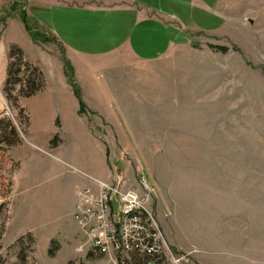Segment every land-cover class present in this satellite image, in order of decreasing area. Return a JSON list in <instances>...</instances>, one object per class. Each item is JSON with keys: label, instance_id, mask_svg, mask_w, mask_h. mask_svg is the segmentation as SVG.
Here are the masks:
<instances>
[{"label": "rangeland", "instance_id": "1", "mask_svg": "<svg viewBox=\"0 0 264 264\" xmlns=\"http://www.w3.org/2000/svg\"><path fill=\"white\" fill-rule=\"evenodd\" d=\"M18 1L0 0L1 15L16 16L4 42L24 48L42 70L45 86L51 87L20 97L30 118L29 133L3 87L4 115L34 144L46 147L55 135L52 116L58 115L51 101L56 93V57L63 60L65 54L56 38H68L74 49L91 54L81 67L94 72L95 81L83 72L80 84L89 105L112 120L94 123L112 127L109 137L94 139L100 156L98 170L91 172L109 170L123 178L117 188L136 190L163 239H157L159 254L143 257L111 259L87 247L78 250L85 237L69 213L63 220L67 231L60 228L58 241L49 240L35 226L34 244L32 234L11 243L12 228L22 218L2 238L9 219L4 203L0 264H20L22 246L28 247L30 264H264V0H205V7L199 0H146L156 5L162 19V26L151 31L133 19L118 22L121 10L108 11L114 23L98 22L101 12L93 7L65 6L60 4L63 0ZM67 9L80 23L93 21L89 34L64 31L62 19L53 18V13ZM25 25L35 32L39 48L24 36ZM3 28L0 23V32ZM81 144L85 149L87 141L66 134L61 149L70 155ZM29 145L25 142L17 152ZM8 160L7 151L0 156V167ZM14 166L0 180V195L9 191ZM77 171L92 187L93 178L112 180Z\"/></svg>", "mask_w": 264, "mask_h": 264}, {"label": "crops", "instance_id": "2", "mask_svg": "<svg viewBox=\"0 0 264 264\" xmlns=\"http://www.w3.org/2000/svg\"><path fill=\"white\" fill-rule=\"evenodd\" d=\"M96 1L98 2V0H79L80 3H77L76 0H63L60 4L65 6L76 5V8H80L79 6L88 9L93 7L94 10H99L101 12L98 22L106 20L107 22L114 23V21L109 18L114 17V15H108V11L121 10L123 11V15L119 16L118 22H124L125 20L123 18L133 19V23L145 24L148 31L153 30L155 27L162 26V19L159 17L158 8H156L155 4L147 3L146 0H100L99 3H94ZM198 4L202 7L207 6L205 0H199ZM2 9V3H0V18L2 16ZM57 17L62 19L59 23L64 31L70 35L76 34L82 37L89 34L91 25L93 24V21L89 19H86L87 21L83 20V22L80 23L79 20L74 19L70 10L67 12H65V10L63 12H54L53 18ZM14 20H16V16L12 14L7 18L6 25L0 32V102L4 97L2 89L7 77L9 47L12 43H15L14 41H9V45H7L4 40L6 39L5 36L8 33L11 22ZM84 21H86V23ZM82 26H86V31H81L79 29V27ZM24 28V36L26 37L27 34L32 42V46L39 48V44L32 38L26 26ZM59 33L62 35L61 32ZM54 35L55 38L58 36L57 33H54ZM63 39L65 43L59 37L56 38V40L61 41L65 54L62 50L64 62H61L62 58L60 56L56 57L57 65H55V77L57 81L53 87L56 93L54 92L51 94L54 96L51 101L54 107L58 109V111H54L58 113V115L55 114V117L52 116V133L55 134L54 137L58 135V141L52 144L50 138L51 141L49 140L47 146L42 147L34 144L22 131L21 142L9 148V160L4 166L0 167L1 180L3 174L9 171V168L15 163V166L11 170L9 191L6 195H0V205L4 203L8 205L7 210L9 215L6 230L2 238L9 232L10 227L13 226L15 222H18V219L22 218L21 224L18 226L14 225L12 228L14 236L11 243L16 242L19 237L27 233H31L35 241V226H39L40 233L44 234L51 241H58L57 235L61 232L60 228L65 232L67 231L66 224H64L63 220L69 213L72 215V219L75 220L73 213L77 202V191L91 184V181L86 176L82 175V173L80 174L77 169L103 179H112L114 175L112 172H109V170L100 171V174L91 172L98 170L96 162L100 156L98 143L95 144L94 139L109 137V131L112 127L110 124H105L102 128L97 125L98 119H102L103 121L106 120L107 122L112 120H107L105 117L103 118L99 110L89 105L85 99L82 85L80 84V74L83 72L88 75L90 80L95 81L94 72H89L88 69L81 67V63H86V59L90 58L92 55L77 51L74 49L71 40L65 37ZM48 40L49 39L46 41ZM22 49L26 58L31 61L24 48ZM66 62L71 66L70 69L67 68ZM114 69L116 68H111L112 71ZM50 87L51 85H46L39 92H45L48 89L50 91ZM74 87H77L79 91L78 95L75 93ZM81 107H83V109H81ZM90 111H94L97 116L91 117L88 113ZM1 115H4V112L3 107L0 105V116ZM57 119L60 124L57 123ZM126 119H128L129 122L131 121L129 117H126ZM95 122H97V124H94ZM29 127L30 123L28 128ZM129 128L131 132L133 126L130 124ZM27 130V133H29V129ZM100 133H102V135H100ZM66 134L76 139H85L87 141L86 148L83 149L81 144L76 147L75 153L70 155L66 154L61 149L63 137ZM25 142L30 144L28 147L29 149L25 152H17L19 148L24 146ZM37 148L43 150L47 154L40 153ZM105 149L106 147L104 145L103 152L106 153ZM101 158L102 160L104 159L103 155H101ZM0 245L5 244L2 243Z\"/></svg>", "mask_w": 264, "mask_h": 264}, {"label": "built area", "instance_id": "3", "mask_svg": "<svg viewBox=\"0 0 264 264\" xmlns=\"http://www.w3.org/2000/svg\"><path fill=\"white\" fill-rule=\"evenodd\" d=\"M122 180L119 176L111 182L93 178V187L78 190L74 218L85 237L78 250L87 247L112 259L134 253L157 255L161 252L157 239H163L162 232L154 217L153 222H146L149 210L136 190L117 188Z\"/></svg>", "mask_w": 264, "mask_h": 264}, {"label": "trees", "instance_id": "4", "mask_svg": "<svg viewBox=\"0 0 264 264\" xmlns=\"http://www.w3.org/2000/svg\"><path fill=\"white\" fill-rule=\"evenodd\" d=\"M15 1L19 3L18 0ZM11 15H12L11 13H6L5 15L1 16L0 23L2 24L3 27L5 26L7 18ZM21 16L24 17V19L26 18V10H24L21 13ZM25 26L28 32L30 33V35L32 36V38L36 39L37 36L36 34H34L35 32H33L28 25ZM46 39H48V37H46L45 40ZM8 58H9V63L7 67V77L4 85V91L6 93V97H8V99L12 101L13 105L16 108H18V113L20 114V116L25 119L24 127L27 128L30 123V118L25 108L22 107V105L20 104V97H30L38 93L40 90H42L45 86L44 74L37 65H35L26 58L23 49L16 43H12L10 45ZM66 65L67 68L70 66L68 62H66ZM22 72H25L24 73L25 76L21 75ZM17 86H20V89L18 93L15 94L14 91L16 90ZM74 91L78 95L79 91L77 87H74ZM81 109H83V107H81ZM57 123L60 124L58 119H57ZM21 140H22V129L20 125H18L15 122V120L13 123V121L7 118L5 115H1L0 116V156H5L9 148L20 143ZM57 141H58V135H56L51 142L52 144H54L57 143ZM3 144L6 146V148H2ZM27 234H31V233H27ZM25 235L26 234L19 237L18 240L21 241L22 237H24ZM33 244H34V238H33ZM54 253L55 250L53 248H50L49 254L54 255ZM133 255H138L140 257H143L147 254L139 255L134 253ZM18 258L20 260V264H30L28 262V247L22 246L20 248V251L18 253ZM119 262H121V260H119ZM143 264L146 263L143 262Z\"/></svg>", "mask_w": 264, "mask_h": 264}, {"label": "bare ground", "instance_id": "5", "mask_svg": "<svg viewBox=\"0 0 264 264\" xmlns=\"http://www.w3.org/2000/svg\"><path fill=\"white\" fill-rule=\"evenodd\" d=\"M148 218H149V213H148V211H146V220H147L146 222H150ZM157 248L159 249V247H157Z\"/></svg>", "mask_w": 264, "mask_h": 264}]
</instances>
